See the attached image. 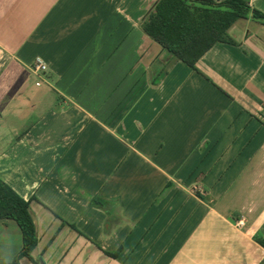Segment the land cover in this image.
I'll return each instance as SVG.
<instances>
[{"label":"crops","instance_id":"0c3cea01","mask_svg":"<svg viewBox=\"0 0 264 264\" xmlns=\"http://www.w3.org/2000/svg\"><path fill=\"white\" fill-rule=\"evenodd\" d=\"M157 1L0 0V178L44 264H264V24L164 73ZM22 249L0 219V264Z\"/></svg>","mask_w":264,"mask_h":264},{"label":"trees","instance_id":"16d2710c","mask_svg":"<svg viewBox=\"0 0 264 264\" xmlns=\"http://www.w3.org/2000/svg\"><path fill=\"white\" fill-rule=\"evenodd\" d=\"M252 17L264 24V12L252 8L246 0H158L147 14L143 31L163 47L166 66L181 61L191 67L217 43H234L228 35L229 28L240 18ZM92 204L109 212L113 206L96 198ZM30 201L20 196L0 178V219L18 223L23 234L20 257H28L34 264H44L35 259L33 250L38 244L34 220L29 211ZM264 246V241L257 239ZM120 252L111 253L117 257ZM14 264H17L15 261Z\"/></svg>","mask_w":264,"mask_h":264},{"label":"built area","instance_id":"2783aa9c","mask_svg":"<svg viewBox=\"0 0 264 264\" xmlns=\"http://www.w3.org/2000/svg\"><path fill=\"white\" fill-rule=\"evenodd\" d=\"M48 70V66L41 60H36L33 64L32 71L37 75H42ZM37 85H41V82H38Z\"/></svg>","mask_w":264,"mask_h":264}]
</instances>
